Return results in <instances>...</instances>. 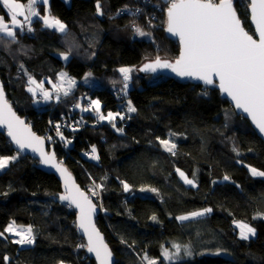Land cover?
Listing matches in <instances>:
<instances>
[{"label":"trees","instance_id":"1","mask_svg":"<svg viewBox=\"0 0 264 264\" xmlns=\"http://www.w3.org/2000/svg\"><path fill=\"white\" fill-rule=\"evenodd\" d=\"M99 2L103 15L97 12V0L37 4V11H50L65 23V33L33 18L34 31L17 30L15 42L0 34V78L9 101L46 137L83 188L90 194L98 192L91 195L102 208L97 224L116 255L115 264H144V255L158 264H264V177L250 172V168L264 171V140L218 89L139 70L132 73V86L123 97L110 84L90 88L81 81L77 90L83 94L77 98L98 99L106 113L121 112L120 103L131 101L136 112L124 114L116 128L100 122L94 112L72 108L77 98L71 96L36 105V97L27 90L29 76L47 87L60 71L78 80L90 72L99 80L112 78L122 84L121 67L178 57L179 42L165 31L166 0ZM234 4L245 28L254 33L247 0ZM0 16L9 20L2 3ZM134 24L152 37L136 36ZM62 114L68 119L82 115L96 126L65 127L64 139L57 136L55 142L47 137L50 118L61 121ZM171 136L176 155L157 139ZM93 147L99 159L88 154ZM11 156L17 159L0 171V231L11 221L30 225L35 243L20 246L6 233L7 239L0 238V264H95L81 247L85 241L77 233L74 209L59 199L60 181L40 169L38 160L17 152L0 133V157ZM177 169L195 178L196 186L184 183ZM122 182L131 191H125ZM94 184L102 187L94 189ZM142 188L156 191L143 193ZM205 208L212 211L188 221L177 219ZM236 222L254 227L256 235L242 240ZM176 239L191 244L195 254L164 260L163 248Z\"/></svg>","mask_w":264,"mask_h":264},{"label":"snow or ice","instance_id":"2","mask_svg":"<svg viewBox=\"0 0 264 264\" xmlns=\"http://www.w3.org/2000/svg\"><path fill=\"white\" fill-rule=\"evenodd\" d=\"M0 3L7 10L10 21L6 22L4 17L0 16V34L12 38L14 42L17 39V30L20 32L34 31L31 27L33 18L41 20L47 28L56 29L61 33L66 32V25L52 16L50 11L48 15H41L37 11L38 0H27V4L19 0H0ZM43 3L47 5L48 0H43ZM166 3L168 5L166 31L179 37L182 50L174 62L157 57L154 61L145 63L140 71L154 73L158 69H170L179 77L199 80L205 85L218 83L222 93L227 94L234 101L236 108L247 113L259 132L264 134V0H247L249 17L255 26V33L258 34L256 37L245 30L234 6V0H166ZM96 7L98 14L103 15L99 0H97ZM136 11L139 12V9ZM133 27L136 35L142 37L150 35L135 24ZM61 55L65 60L69 58L67 54ZM21 69L24 70L23 65ZM133 71L131 67L118 69L123 77V90L128 88V81L132 79ZM88 76H91V73ZM87 78L86 76L85 79ZM60 81V84L52 85L58 101L60 93L67 97L71 87L76 83L74 79L68 77L67 73L60 74ZM65 82L69 85L67 89L63 87ZM28 85L27 90L34 96L39 92L45 101L53 98V93L44 87L43 82L38 83L29 76ZM203 94L207 95V91ZM82 110L96 113L99 120L108 121L113 128H116L114 121L117 118L120 120L125 118L120 112H108L105 115L101 111L99 100H91L89 106ZM127 112H136L131 101H128ZM0 125L5 127L7 135L18 150L31 149L32 152L39 154L42 164L50 165L60 173L63 177L65 191L59 199L68 201L69 206L75 205L79 209L78 227L87 236L86 245H81V247H86L88 252L94 253L99 264H112V252L93 222L96 205L75 184L68 170L62 167V162L56 161L55 153H48L44 150L45 139L33 133L30 126L12 110L6 99L2 82H0ZM59 128L60 126L56 125L57 135L64 139ZM116 130L123 131L120 128ZM157 139L167 152L176 155L174 142L159 137ZM92 154L93 159H99L95 147L92 148ZM15 159H17L16 156L0 157V170L6 169ZM176 171L186 184L196 186L195 178L189 179L183 171L179 169ZM250 172L254 177H264V171L256 168H250ZM228 179V176L224 177V180ZM122 184L125 191H131L129 184L126 182ZM93 187L94 189L101 188L102 185L94 184ZM140 191L155 192L156 189L142 188ZM91 195L97 196L98 192L92 191ZM211 211V208H205L189 215L179 216L177 219L184 221L202 217ZM152 219L155 221L157 218L152 216ZM236 226L242 240H248L256 235V229L245 222H236ZM6 233L17 237L12 242L18 245L35 243V235L31 226H19L12 221L4 231H0V238L7 239ZM173 247L178 255L181 251L180 245L174 244ZM184 251L189 257L193 255L190 248L185 247ZM163 256L170 261L174 259L173 254L167 248L164 249ZM4 260L7 261L8 257L5 256ZM142 262L158 264L156 259L147 255L142 257Z\"/></svg>","mask_w":264,"mask_h":264},{"label":"water","instance_id":"3","mask_svg":"<svg viewBox=\"0 0 264 264\" xmlns=\"http://www.w3.org/2000/svg\"><path fill=\"white\" fill-rule=\"evenodd\" d=\"M234 6H235V4H234ZM236 11H237V10H236ZM237 13H238V12H237ZM238 16H239V14H238ZM239 18H240V17H239ZM240 19H241V18H240ZM241 21H242V19H241ZM242 22H243V21H242ZM250 23H251L252 27L254 28V33H250V32H249V33H250V34H253L254 37L258 36V34L255 33V26H254V24H253V22H252L251 20H250ZM243 26H244V23H243ZM244 28H245V26H244ZM245 30L248 31L246 28H245ZM165 31H166V26H165ZM166 35L168 36V38H170V39H172V40H175V41H178V42H179V45H180L179 55H180V52H181V50H182V46H181V44H180L179 37L174 36V35L168 33L167 31H166ZM179 55H178V57H179ZM178 57H176V58H174V59H171V58H163V57H160V58H161L162 60H167V61H169V62H174ZM155 59H156V58H152V59L144 60V61L138 66V70L140 71V69L143 67V65H144L145 63L152 62V61H154ZM140 73H142V74H144V75H154V76L172 77V78L177 79V80H180V81L190 82V83H193V84H201V85H203V86H205V87L216 88V89H218L219 92H220L221 97L224 98V99H226V100H228V101L230 102V104L232 105V107L234 108V110H235L239 115H242L243 117H245L246 119H248L249 122H250V124H251V126L253 127L254 131H255V132H256V133H257V134H258V135L264 140V134H262V133L259 132V130L256 128L255 124L253 123L251 117H250L247 113H244L241 109H238V108L235 107V103H234V101H232L231 98H230L229 96H227V94L222 93V91H221V90L219 89V87H218V83H217V84H214V85H205L202 81H199V80H194V79L186 78V77H179V76H177L175 73H173L170 69H158V70H157L156 72H154V73H153V72H144V71H140ZM0 82L3 83V81L1 80V78H0ZM3 86H4V83H3ZM4 92H5V96H6V99H7L8 103L11 105L12 110L16 113V115L19 116L22 120L25 121V123H26L27 125L30 126V128H31V130H32L33 133H35L37 136L42 137V138L45 139L44 150H45L46 152H48V153H52V152H54V153H55V157H56V161H57V162H61L60 159H59V157L57 156V154H56V152H55L54 147L48 145V142H47L46 137L43 136V135H40L38 132H36V131L34 130V128L30 125V123H28L27 118L22 117V116L18 113L17 109L11 104V102H10L9 99H8L7 92H6V90H5V86H4ZM0 133H4V134L7 136V138H8L9 141L12 143L13 147L15 148V150H16L17 152H19L20 154H22V155H24V156H31L32 158H35V159L38 160V162H39L38 167H39L40 169H42V170H44L45 172H48V173L53 174L54 176H56V178H57V179L60 181V183H61V189H62L61 193L59 194V197H60L61 195L64 194L65 189H64V183H63V177L60 175V173H59L55 168L51 167L50 165H44V164H42V163L40 162L41 157L39 156V154H38V153H34V152H32L31 149H25V150H22V151H21V150H18V148H17V146L15 145V143L12 142V141H11V138L7 135V131H6L5 127L2 126V125H0ZM62 167L66 168V169L68 170V172L71 174L73 180L75 181V184L81 189V191L85 192V194L88 195L89 198L92 200L93 204L96 205V211H95V213H94V215H93V222H94V224H95L97 230H98V231L100 232V234L102 235V237H103V239H104V242L108 245L109 249L111 250V252H112V264H115V263H116V255H115V253L113 252V250H112L110 244L107 242V239H106V235H105V233L100 229V227H99L98 224H97L98 216H99L100 213L102 212V208H101V206L95 201V199L90 195V193H89L85 188H83V186L78 182V180H77L76 176L74 175V173L68 168V166H67L65 163H62ZM60 201L69 204L68 201H62V200H60ZM71 207L74 209V211H75V213H76L75 224H76V230H77V233L83 238V240L85 241V243H87V236H86V235H85V234L79 229V227H78V224H79V209H77V208L75 207V205H72ZM85 252H86V255H87L90 259L94 260L95 264H99V260L96 258V256H95L94 253H90V252H88V251H87V248L85 249Z\"/></svg>","mask_w":264,"mask_h":264},{"label":"rangeland","instance_id":"4","mask_svg":"<svg viewBox=\"0 0 264 264\" xmlns=\"http://www.w3.org/2000/svg\"><path fill=\"white\" fill-rule=\"evenodd\" d=\"M49 1L50 0H48V4H49ZM19 2H21V3H24V4H27V2H22V1H20L19 0ZM38 4H41V5H43L44 3H43V0H38ZM70 3V2H69ZM7 11V10H6ZM38 11L41 13V15H48L49 14V12L47 11V12H44V10H43V8H38ZM6 21H9V20H6ZM64 23V22H63ZM65 24V23H64ZM58 31V30H57ZM28 32V31H27ZM145 32H147V31H145ZM29 33H32V32H29ZM149 33V32H148ZM136 36H138V37H142V36H139V35H136ZM144 38H148V39H150L151 37H152V35L150 34L149 36H143ZM134 69V71H133V73L134 74H138V68H133ZM61 73H65V71H60L59 73H58V77H57V80L56 81H54V82H52L51 81V84H60L61 83V81H60V74ZM67 73V72H66ZM90 73V72H89ZM88 73V74H89ZM88 74L86 75L88 78L87 79H85V77L82 79V80H78V79H76V78H74V77H72L69 73H68V77H70V78H72V79H74L75 80V85L74 86H72L71 87V89H70V92H69V95L68 96H71V98L72 99H76L77 98V96L79 95H82L83 93H81L79 90H77L78 89V85H79V83L82 81V83H84V85H86V86H88V87H90V88H96V87H98V86H102V85H107V84H110V85H112L113 86V88L115 89V91L117 92V95L119 96V97H123V95H124V93L126 92V91H128V89L132 86V83H131V81H128V88L126 89V90H123V83L122 84H118L115 80H113L112 78H109V79H107V80H99V79H97V78H95L94 76H93V74L91 73V76H88ZM115 81V83H113ZM38 82V81H37ZM39 83V82H38ZM43 84H44V87L46 88V89H48V90H50L49 88H47V86L45 85V82H43ZM51 86V85H50ZM63 87L65 88V89H67V88H69V85L65 82L64 84H63ZM77 91V92H76ZM74 92V93H73ZM76 92V93H75ZM32 94V93H31ZM33 95V94H32ZM67 96V97H68ZM35 97H36V100H35V103H36V105L37 106H43V105H45L44 103H46L47 101H45L44 99H43V97H42V95L38 92L36 95H35ZM56 91H54L53 92V98L51 99V100H48V101H55V102H59L63 97H64V95H63V93H60V99H59V101L58 100H56ZM122 99V98H121ZM91 100H98V99H94V98H91L90 96L89 97H87V96H85L84 97V95L82 96V97H80L79 99L77 98V101L75 100H73L74 102H73V104L71 103V105H72V108H73V106L74 107H77V105H80V109H81V113H85V114H87V113H90V112H92V111H87V112H85V111H83L82 109L83 108H86V107H88L89 106V102L91 101ZM100 105H101V111L105 114V115H107V113L106 112H104L103 111V108H102V103L100 102ZM120 106H121V114L122 115H129V114H131V113H128L127 112V107H128V101H122L121 103H120ZM110 112H113V111H110ZM118 112V111H117ZM113 113H116V112H113ZM97 115V114H96ZM82 116V115H81ZM82 117H84V116H82ZM26 118V117H25ZM85 119H87L86 117H84ZM118 119L119 118H117L115 121H114V123H116L117 121H118ZM106 121V120H105ZM55 122H57V123H59L60 125H62L61 123H60V121H57V120H55V119H53V118H50V125H52L51 123H55ZM100 122H102L101 120H100ZM59 124H56V125H59ZM55 125V126H56ZM116 125V124H115ZM69 128H71V127H69ZM71 129H74V128H71ZM56 132H57V130H56ZM61 133L63 132V131H60ZM57 136H59V135H57ZM168 139H170L172 142H174L175 144H176V142H175V138H174V136H171V137H169ZM62 140V139H61ZM65 146H66V144H65ZM164 148V147H163ZM88 154L89 155H93L92 154V151H89L88 152ZM0 171H2V170H0ZM181 171V170H180ZM186 174V173H185ZM178 176L180 177V175H179V173H178ZM187 176V175H186ZM188 177V176H187ZM189 178V177H188ZM180 179L184 182V180L180 177ZM190 179V178H189ZM185 183V182H184ZM189 185V184H188ZM193 186V185H192ZM143 193H146L145 191L143 192ZM91 195V194H90ZM196 218H198V217H196ZM192 219H195V218H191V219H189V220H192ZM181 221V220H180ZM184 221H188V220H184ZM12 222V221H11ZM17 225H19V226H23V227H27V226H30V225H24V224H18V223H16ZM32 227V226H31ZM33 228V227H32ZM33 233H34V230H33ZM9 236H11V238L13 239V240H15V239H17V237H15V236H13V235H11V234H8ZM34 235H35V233H34ZM180 245V247H181V251H180V253L177 255L176 254V250H175V248L173 247V245ZM33 245V244H32ZM85 245H86V243H85ZM21 246V245H20ZM26 246H31V245H24L23 247H26ZM185 247H187V248H190L191 250H192V252H193V255L195 254V251H194V247L191 245V244H189V243H184V242H182L181 240H171V241H169L168 242V244L163 248V250H162V258L164 259V260H166V261H169L170 262V260H168V259H166L164 256H163V251H164V249L165 248H167L169 251H170V253H172L173 254V257H174V259L173 260H171V261H176V260H181V259H186V258H190L189 256H187L186 255V253H185V251H184V249H185ZM192 255V256H193ZM191 256V257H192ZM157 260V259H156ZM158 261V260H157ZM59 264H68V263H64V262H61V263H59Z\"/></svg>","mask_w":264,"mask_h":264},{"label":"built area","instance_id":"5","mask_svg":"<svg viewBox=\"0 0 264 264\" xmlns=\"http://www.w3.org/2000/svg\"><path fill=\"white\" fill-rule=\"evenodd\" d=\"M123 12L127 13L126 10H124ZM60 123L62 125H60L57 122L51 123L52 125H50V132L47 134V137H51L50 140H53L55 142L57 141V132H56L57 129H56V126H55L56 124H59V126H60L59 131H62L65 127L77 128V127H80V126H90V125L96 126L95 122L91 123L88 119H85L81 115H75L72 119H68L65 116V114H62ZM124 126H125V124H124Z\"/></svg>","mask_w":264,"mask_h":264},{"label":"crops","instance_id":"6","mask_svg":"<svg viewBox=\"0 0 264 264\" xmlns=\"http://www.w3.org/2000/svg\"><path fill=\"white\" fill-rule=\"evenodd\" d=\"M67 3H69L71 0H65ZM39 3V2H38ZM8 22H10V21H8ZM66 73V72H65ZM68 74V73H67ZM54 84V83H53ZM53 84H51V86H48L47 88H49L50 90L49 91H51L52 93L55 91L53 88H52V85Z\"/></svg>","mask_w":264,"mask_h":264}]
</instances>
